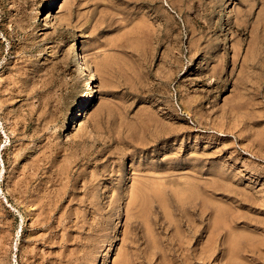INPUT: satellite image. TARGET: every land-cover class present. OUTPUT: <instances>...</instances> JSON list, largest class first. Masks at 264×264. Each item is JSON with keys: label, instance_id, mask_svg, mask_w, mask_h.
<instances>
[{"label": "rangeland", "instance_id": "rangeland-1", "mask_svg": "<svg viewBox=\"0 0 264 264\" xmlns=\"http://www.w3.org/2000/svg\"><path fill=\"white\" fill-rule=\"evenodd\" d=\"M46 1L0 0V264H264V0Z\"/></svg>", "mask_w": 264, "mask_h": 264}, {"label": "bare ground", "instance_id": "bare-ground-1", "mask_svg": "<svg viewBox=\"0 0 264 264\" xmlns=\"http://www.w3.org/2000/svg\"><path fill=\"white\" fill-rule=\"evenodd\" d=\"M55 1L56 0H47L45 3V6H44V8H43V10H42V16L41 17H44L45 16V14L46 13H44V11H45V9L46 8H53V5H54V3H55ZM144 1V0H143ZM142 2V1H141ZM140 2V3H141ZM139 3V4H140ZM169 3V2H168ZM171 3V2H170ZM173 3V2H172ZM138 4V3H137ZM145 5V4H144ZM173 5V4H172ZM173 7V6H172ZM171 8V7H170ZM155 11V10H154ZM157 13V12H156ZM167 17H168V15H167ZM53 20H54V22L55 23H59V24H61V22L58 20V18L55 16V15H53ZM171 29V28H170ZM71 57H72V61L71 62H73V64L74 65H78V70H80V71H88L89 70V68H88V65L83 61V59L81 58V55H80V53H79V49H78V47L76 46V48L74 49V53H73V51L71 52ZM77 67V66H76ZM92 79H93V77H92V75H89V80H88V83H87V92H86V97H84L83 99H81L80 101H79V103L76 105V107L74 108V110H73V112H72V117H73V119H72V123H71V121H70V119H68L67 121H65L64 122V130L63 131H65V132H68V130L69 129H71L70 127H71V124H72V127L74 126V127H78V126H81L82 125V122H81V115H82V110H83V108H85L86 106H90V105H92V103H93V101L95 100V94H94V91H93V89H92ZM152 178V177H151ZM153 180H154V178H153ZM152 182V181H151ZM155 182V181H154ZM138 185H140V183H137ZM152 184V183H151ZM154 184V183H153ZM152 184V185H153ZM142 185V184H141ZM140 185V186H141ZM147 185V184H146ZM143 186V185H142ZM135 188L136 187H138L137 185L136 186H134ZM150 188H151V186H149ZM134 188V189H135ZM146 188H148V186L146 187ZM153 188V187H152ZM151 188V190H153ZM149 190V189H148ZM137 191H139L138 189H137ZM157 191V190H156ZM136 192V191H135ZM150 192V191H149ZM153 192V191H152ZM140 193V192H139ZM154 193H155V190H154ZM136 194H138L137 192H136ZM135 194V195H136ZM141 194V193H140ZM146 195V194H145ZM149 195V194H148ZM138 196V198H139V195H137ZM136 196V197H137ZM141 197H142V195H140ZM143 198V197H142ZM145 198V197H144ZM146 199V198H145ZM137 200V199H136ZM136 200H135V202H136ZM138 202V201H137ZM137 202H136V204H135V207H136V205H137ZM143 202L141 201V204H142ZM130 205V204H129ZM132 208V207H131ZM130 210V209H129ZM224 219V218H223ZM221 220V219H220ZM226 221V220H225ZM218 222V221H217ZM220 223V222H219ZM222 223H226V222H223V220H222ZM227 224H228V222H227ZM226 225V224H225ZM231 224H228V226H230ZM232 234V233H231ZM234 235V234H233ZM237 235V234H236ZM238 236V235H237ZM234 238H236V237H234L233 236V240H234ZM229 239V238H228ZM230 240V239H229ZM228 240V241H229ZM232 240V239H231ZM240 240V239H239ZM235 241V240H234ZM234 241H232L231 243H234ZM230 243V242H229ZM230 243V244H231ZM229 244V245H230ZM238 244V243H237ZM228 245V246H229ZM183 246V245H182ZM204 246H206L205 244H204ZM203 247V246H202ZM207 247V246H206ZM230 247V246H229ZM232 247V246H231ZM231 247L229 248L230 250H231ZM236 247V246H235ZM234 247V248H235ZM234 248H232V249H234ZM239 249V248H238ZM228 250V249H227ZM235 250H237V248L235 249ZM215 251V250H214ZM204 252V251H203ZM237 253H238V251H236ZM228 253H230V251L228 252ZM232 253L234 254L235 252L233 251V252H231V255H232ZM200 254V253H199ZM231 255H228V256H230V259H231ZM201 256V255H200ZM234 256V255H233ZM235 256H237L236 254H235ZM226 257V256H225ZM227 258V257H226ZM234 258V257H233ZM237 258V257H236ZM226 260H228V259H226ZM225 260V261H226ZM228 262V261H227ZM229 262H230V260H229Z\"/></svg>", "mask_w": 264, "mask_h": 264}]
</instances>
